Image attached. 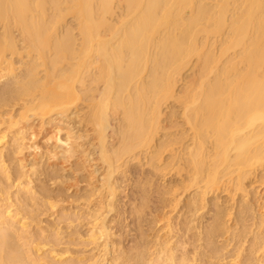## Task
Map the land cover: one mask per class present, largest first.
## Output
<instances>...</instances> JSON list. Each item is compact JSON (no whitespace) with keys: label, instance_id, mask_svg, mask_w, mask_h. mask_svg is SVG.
<instances>
[{"label":"bare ground","instance_id":"6f19581e","mask_svg":"<svg viewBox=\"0 0 264 264\" xmlns=\"http://www.w3.org/2000/svg\"><path fill=\"white\" fill-rule=\"evenodd\" d=\"M0 25V81L9 82L0 92V108H11L0 111V174L12 169L5 159L8 131L22 136L36 121L42 128L56 124L57 133L67 128L65 136L56 133L55 139L62 159L81 155L84 162L102 164L100 186L91 195L106 193L98 204L106 209H96L89 229L95 243L103 242L100 264H119L124 258L113 255L106 222L116 196L112 180L124 158L145 150L160 170H187L186 189L193 188L185 206L191 213L189 230L198 228V213L211 204L210 196L227 192L235 200L247 194V181L264 172V0H0ZM194 57L198 86L178 94L180 77ZM170 100L182 103L192 137L179 152L169 149L175 153L165 164L163 154L184 140L167 137L156 143L163 106ZM80 101L87 109L82 120L94 134L91 152L73 128L81 118ZM23 187L33 192L30 182ZM215 200L219 209L207 235L218 254L215 238L229 232L225 219L232 208L223 209ZM175 202L179 205L180 198ZM5 212L0 210V264H67L69 257L62 259L66 251L51 253L62 262H49L48 254L35 257L41 243L31 250L26 217ZM259 216L252 253L264 248V215ZM168 221L154 250L137 254L134 264H194L197 257L177 256L181 244L172 241ZM13 236L24 242L26 252L8 249ZM238 250L236 264L253 262L252 256L242 262L245 250Z\"/></svg>","mask_w":264,"mask_h":264},{"label":"rangeland","instance_id":"374dc122","mask_svg":"<svg viewBox=\"0 0 264 264\" xmlns=\"http://www.w3.org/2000/svg\"><path fill=\"white\" fill-rule=\"evenodd\" d=\"M67 19L69 22L72 20L71 16H68ZM19 58V55L14 56L15 60ZM196 62L194 57L190 65L183 71L177 86L178 94H182L185 89L196 90L199 81L198 69L195 68ZM7 83L9 82L5 79L0 81V92ZM21 103L22 101H19L14 106V111L19 110ZM85 104L84 101L78 103L81 118L75 119L71 125H75L73 128L77 134L83 135L82 143L84 142L87 151L91 152L89 142H92L94 134L87 120H82L83 113L87 110ZM0 109V111L11 110L10 106ZM114 123L118 126L117 120ZM55 126L56 124H51L42 128L40 122L36 121L32 129L27 130L26 134L24 133L22 136L20 134L16 137L15 132L8 131V141H10L7 144L5 159L9 169H12H8L11 171V175H8L9 171L0 174V210L6 211L5 214L9 210L12 213L20 211V215L26 217V221L29 222L28 230H30L27 237L30 236L32 239H29V243H33L32 248L30 247L31 250L33 249L34 252L35 246L41 243L42 249L40 252L35 251L34 255L40 253L41 257H45L48 254L49 256L46 255L48 258H45L49 262L54 260L62 262L61 260L57 261L58 258L53 257L51 253L64 254L66 251L62 259L65 260L69 257L68 260H65L67 264H100L97 261L100 255L99 251L102 249L100 247L103 244H101L102 241L100 243L93 241L89 229L94 216L102 210L105 212L106 209L105 205H103V209L101 208L102 210L98 205L100 201L106 200V193L100 195L102 199L97 195H91L93 190L100 186L98 179L103 170L102 164L96 159L92 162H84L85 157L83 158L81 155L70 160L62 159L60 152H57L61 149L55 146V139L59 134V137L65 136L67 128L64 127L62 132L57 133L56 130L59 127L55 128ZM161 126L162 129L157 136L156 143L167 139V137L176 139L184 137L183 142L171 145L168 151L163 154L161 162L166 161V164L167 161H170V153H175L174 151L169 152V149L174 148L172 150L179 152L182 150V143H190L192 137L190 126L183 117V105L180 101L170 100L163 106ZM34 132L35 138L31 135ZM16 138L17 143L14 140ZM111 142L116 141L111 140ZM32 143L37 145L36 150L27 148V146L33 145ZM144 151H138L132 158H124L120 162V170L112 180L117 189L113 201L114 207L110 212H107L106 222L112 232L113 255L124 257L120 259L119 264L125 262L134 264L137 254L141 252L147 254L154 250L156 236L164 235L168 229L169 217L174 229L172 235L175 234L172 241L181 244L177 256L185 253L189 258L197 257L194 264H236L235 261L238 260L236 252L240 249V251L245 250L239 257V259H243L242 262L252 256L251 264H264V251H262L264 248L256 253H252L250 249L254 236L258 233L259 215H264V176L262 177L264 172H258L259 176L252 177L247 181L248 192L244 196L237 194L235 200H231L227 192L210 196L211 204L201 210L198 213L199 216L197 214L199 218L201 217L200 219L195 217V219L197 218L195 225H198V228L189 230L187 227L191 213L185 206L190 198V193H193V188L186 189L189 183L187 170L180 173L173 168H171L173 170L170 168L160 170L157 167L158 162L155 161L153 164L151 158ZM58 153L59 158H56ZM52 154H56V156ZM32 165L34 170L36 169V174L33 173V175L31 174ZM93 169L99 171L94 173ZM28 182L33 186L34 194L33 192L29 194L23 189V186H26ZM176 197L181 200L177 206L175 205ZM215 197L218 198L221 208H232V214L225 219L229 226V232L215 238L214 248L215 246L219 247L218 254L215 253L216 250L214 252L213 245L209 244L207 235L219 209V206L214 205ZM247 205L251 210H246ZM199 231L202 232L201 235L198 234ZM10 238L8 249L16 248L24 252L27 251V246L23 241L14 236L13 239Z\"/></svg>","mask_w":264,"mask_h":264}]
</instances>
